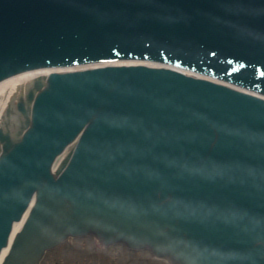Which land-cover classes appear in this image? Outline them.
Wrapping results in <instances>:
<instances>
[{"label": "water", "instance_id": "water-1", "mask_svg": "<svg viewBox=\"0 0 264 264\" xmlns=\"http://www.w3.org/2000/svg\"><path fill=\"white\" fill-rule=\"evenodd\" d=\"M136 57L264 95V0H0L1 77ZM137 64L162 67L117 65ZM67 70L0 83V121ZM46 82L0 129V252L35 194L2 264L88 234L174 264H264V100L145 66Z\"/></svg>", "mask_w": 264, "mask_h": 264}, {"label": "rangeland", "instance_id": "rangeland-1", "mask_svg": "<svg viewBox=\"0 0 264 264\" xmlns=\"http://www.w3.org/2000/svg\"><path fill=\"white\" fill-rule=\"evenodd\" d=\"M82 249V247L80 246V250ZM70 255H68L62 262H61V264H76L77 262L79 263V264H103V263H101V261L98 259V258H96V257H92L91 259H90V261H87L86 260V258H84V257H81V256H83L84 255V252H76V253H69ZM61 255V251L59 252V253H57L56 255H54V256H60ZM85 256V255H84ZM51 257H53V256H51ZM50 257V258H51ZM50 258H48L47 259V263H45V264H53V261L52 260H50ZM129 258H125V260H123V261H121L119 264H133V263H129V260H128ZM130 259H132V260H137V259H140V260H142V258L140 257V256H136V257H134V258H130ZM79 260H80V262H79ZM89 260V259H88ZM55 264V263H54ZM104 264H106V263H104ZM136 264V263H135ZM151 264H162V262H160V261H155V260H153L152 259V262H151Z\"/></svg>", "mask_w": 264, "mask_h": 264}, {"label": "bare ground", "instance_id": "bare-ground-1", "mask_svg": "<svg viewBox=\"0 0 264 264\" xmlns=\"http://www.w3.org/2000/svg\"><path fill=\"white\" fill-rule=\"evenodd\" d=\"M26 216H27V213H25V215L23 216V218L21 219L20 222L13 224L12 232H11V236H10V241L12 240V238L14 237V235L21 229V227L23 225V222H24ZM7 251H8V248L5 249V250H3L1 252V255H0V263H1L2 258L6 255Z\"/></svg>", "mask_w": 264, "mask_h": 264}, {"label": "flooded vegetation", "instance_id": "flooded-vegetation-1", "mask_svg": "<svg viewBox=\"0 0 264 264\" xmlns=\"http://www.w3.org/2000/svg\"><path fill=\"white\" fill-rule=\"evenodd\" d=\"M85 246H86V247L89 246V243H86ZM121 259H123V258H122V256H120V253H119V255H112V256L110 257V259H109V258H106L105 262H106L107 264H115V263H117L118 261H120ZM115 261H116V262H115Z\"/></svg>", "mask_w": 264, "mask_h": 264}]
</instances>
